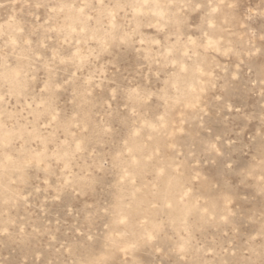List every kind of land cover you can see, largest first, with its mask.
Wrapping results in <instances>:
<instances>
[{
    "label": "rangeland",
    "instance_id": "374dc122",
    "mask_svg": "<svg viewBox=\"0 0 264 264\" xmlns=\"http://www.w3.org/2000/svg\"><path fill=\"white\" fill-rule=\"evenodd\" d=\"M0 264H264V0H0Z\"/></svg>",
    "mask_w": 264,
    "mask_h": 264
}]
</instances>
